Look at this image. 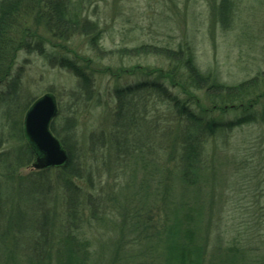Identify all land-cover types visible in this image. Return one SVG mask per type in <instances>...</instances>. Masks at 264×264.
<instances>
[{
  "label": "trees",
  "instance_id": "obj_1",
  "mask_svg": "<svg viewBox=\"0 0 264 264\" xmlns=\"http://www.w3.org/2000/svg\"><path fill=\"white\" fill-rule=\"evenodd\" d=\"M97 4V0H0V257L17 253L26 239L29 264H52L54 259L56 264H89L85 221L103 220L102 216L112 220L109 208L116 200L107 195L108 181L117 176L130 181L134 189L127 214V238L133 251L120 264H219L222 243L214 242L216 250L209 249L202 204H192L190 196L200 195L207 172L213 173L216 152H210L209 141L221 142L224 147L226 136L237 126L264 122V111L257 114L251 109L256 97H261V83L255 77L227 85L217 75L203 72L191 39L179 43L177 49L145 44L121 50L131 57L160 58L173 77L151 71L136 84L115 88L109 117L100 129L89 133L86 149L76 144L75 129L79 107L94 97L93 72L76 58L52 56L51 61L58 60L77 78L69 93L65 125H55L63 115L62 105L51 123L68 161L62 167L32 171L27 176L16 174L37 158L24 133V117L38 97L30 95L18 77L13 78L15 60L20 51L43 52L45 41L40 31L63 43L86 38L93 51L103 54L99 46L102 29L94 19ZM234 8L231 0L218 2L216 10L223 27L230 25ZM167 81L179 86L181 93H172ZM194 89L206 92L213 109L242 108L244 116L221 121L209 109H195L188 94ZM53 171L57 176L54 185ZM172 174L181 186L174 195L169 183ZM10 180L14 184L4 185ZM4 187L14 194L9 201ZM16 193L18 214L23 220L27 215L30 219L27 225L12 227L3 214L13 208ZM241 251L235 247L225 251L223 264L237 263Z\"/></svg>",
  "mask_w": 264,
  "mask_h": 264
},
{
  "label": "rangeland",
  "instance_id": "obj_2",
  "mask_svg": "<svg viewBox=\"0 0 264 264\" xmlns=\"http://www.w3.org/2000/svg\"><path fill=\"white\" fill-rule=\"evenodd\" d=\"M97 1L94 19L102 29L99 46L103 54L93 51L86 38L78 37L70 43H63L40 31L45 41L43 52L20 51L12 70L13 78L18 77L30 95L40 97L52 92L57 97L58 108L63 107V115L55 122L57 128L65 125L63 117L70 112L69 93L77 85V78L62 68L58 60L51 61L52 56L76 58L93 72V100L79 107L75 129L79 149H86L89 133L100 129L107 121L115 104V88L136 84L146 79L143 75L151 71L156 72L155 75L157 72L173 75L166 69L167 63L158 57H131L121 53V50L145 44L177 49L179 43L191 39L196 46L199 68L205 73L217 75L222 83L235 85L258 77L261 97H256L257 101L251 109L257 114L263 113L264 0H231L235 8L228 27H223L219 21L216 8L220 0ZM108 52L111 55H107ZM166 83L172 93H181L179 86H174L171 81ZM188 94L195 109H209L212 116L221 121H234L244 116L242 108L213 109L204 90L194 89ZM226 142L223 147L221 142L209 141L210 152H216L213 173L207 172L208 179L201 194L190 196V200L194 205L202 204L210 237L209 249H214V242L222 243L224 252L218 255L219 264H223L225 251L234 247L242 249L236 257L237 263L261 262L264 261V122L237 126L226 136ZM32 171L40 170L31 165L16 174L27 176ZM55 175V171L50 174L53 185L56 184ZM140 179L141 175L135 180L136 184ZM13 181L4 185L10 186ZM169 183L170 192L173 190L171 195L177 194L181 186L175 174H172ZM108 184L107 195L116 200L109 208L112 220L102 216L103 220L90 222L87 218L85 221L89 264H120L128 260L133 251L127 238V214L132 206L134 189L130 181L117 176L110 178ZM4 193L8 201L14 195L10 187H4ZM162 197L157 199V204ZM17 198L16 193L13 208L3 214L4 221L11 222L12 227L27 225L30 219L27 215L23 220V216L18 214ZM29 211L28 206L26 214ZM24 243H27L26 239L22 240L23 245L18 252L10 257L1 254L0 264H29L31 255L25 246L28 244ZM210 255L215 253L210 252ZM55 260L52 264H56Z\"/></svg>",
  "mask_w": 264,
  "mask_h": 264
},
{
  "label": "water",
  "instance_id": "obj_3",
  "mask_svg": "<svg viewBox=\"0 0 264 264\" xmlns=\"http://www.w3.org/2000/svg\"><path fill=\"white\" fill-rule=\"evenodd\" d=\"M58 113L56 96L47 92L38 97L25 114L24 133L37 154L33 164L35 169L62 167L68 161L65 147L51 130V123Z\"/></svg>",
  "mask_w": 264,
  "mask_h": 264
}]
</instances>
